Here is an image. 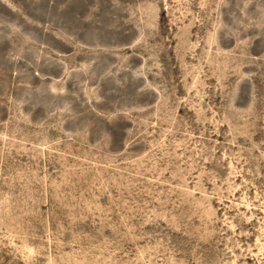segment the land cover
<instances>
[{
	"label": "rangeland",
	"instance_id": "374dc122",
	"mask_svg": "<svg viewBox=\"0 0 264 264\" xmlns=\"http://www.w3.org/2000/svg\"><path fill=\"white\" fill-rule=\"evenodd\" d=\"M0 264H264V0H0Z\"/></svg>",
	"mask_w": 264,
	"mask_h": 264
}]
</instances>
